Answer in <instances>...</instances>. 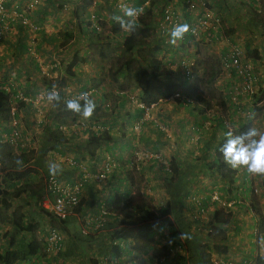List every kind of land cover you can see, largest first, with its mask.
<instances>
[{
    "label": "trees",
    "instance_id": "obj_1",
    "mask_svg": "<svg viewBox=\"0 0 264 264\" xmlns=\"http://www.w3.org/2000/svg\"><path fill=\"white\" fill-rule=\"evenodd\" d=\"M63 2L65 1L47 0L45 3L47 6L50 4L51 8L53 7L55 8V6L57 5L59 9H62ZM155 2H156L155 0H148V3L143 7V14L140 15L136 20V30L131 35H129L127 32H124L123 34L120 33L121 35L119 36L122 37L121 42H116L115 49H112L114 58L110 63L109 67L107 68V74L110 81L114 83L113 86L115 88L113 89L109 88L107 90L106 87L102 85L99 89L101 90L102 93L90 88L91 92L89 93V96L90 97L94 96L95 97L94 100L96 102V108L91 117L94 120L98 119L99 117L113 115L115 109L122 107L126 100L127 102L131 100L133 109L135 110L138 109V112L136 113L135 116L128 114L130 120L138 119V117L142 114V109L136 107L137 103H141L144 107L145 106L147 107L151 103L156 102L158 99L167 98L171 96L176 90L179 89L181 90V92H183L186 95L191 94V92L197 89L196 86L199 85L200 81H202L206 85H210L219 75L220 69H219V60L217 57L215 59V63L218 65V68L214 70L212 69L211 66L209 65L207 66L205 63L202 62V64L204 65V70L206 71H204L202 76L194 77L193 81L188 82L187 85H185L186 83L185 81L174 82L169 79L172 71L168 67L164 66L163 62L158 57L162 46L166 43L164 42L166 38L159 37L156 34L155 28L153 26V19H154L153 9L161 4L164 5L166 0L164 1L161 0L159 4ZM254 2L255 3H252L251 6L249 5V9H248L249 12L247 14L248 16L247 24L249 23L250 20H252V22L254 23L252 25H254L259 30L261 29V31H259L258 33L262 35L261 39L264 42V0H258L257 3L254 0ZM89 5H90V0H80V1L71 0V2L67 4V6L69 7L71 6L73 20L70 19L69 20L70 22H68L66 24V28H64L65 30L62 31L63 42L60 43L58 42V39L56 37L43 33V31H40L41 29H37L35 31L36 33L35 35L39 33L42 35V36L37 35V38L40 37L39 44H41L42 42H47L51 45V47H54L55 43H57V45H64L65 43L72 40L75 36H78L81 37L83 40H85L86 43L88 44H95L97 47L100 46L99 44H101L102 42V37L100 36L99 31L94 29V27L92 26V20L87 15L88 14L87 9ZM207 6L210 7L208 3ZM93 11L94 13L96 12L98 16H99L98 13L99 11H107V13H110V15L113 16V15H118L120 10L119 8L114 7L113 5L106 3L104 5H98V7L96 9H93ZM39 15L40 13H38L37 17H39ZM187 19L185 20L186 23H187ZM98 21H103V20H98ZM220 21L225 22V26L229 28V33L232 34L235 30H237L228 27L227 26L228 23L226 22L225 19H220ZM11 22H14V20H12ZM73 26L75 28L71 29V27ZM17 27H18L17 30L21 31L22 26L17 24ZM219 28L221 31L220 25ZM25 37H26L25 33L19 35L18 43H17L19 51L17 50L16 52H21V50L24 48L23 43L25 42ZM112 38L115 37L113 36ZM224 52L225 50L220 51L218 53L221 54ZM258 53L260 54L259 51ZM99 54H102L101 50L99 51ZM262 54L264 55V49L261 51L260 55L262 56ZM249 55L256 56L257 54H255V52H250ZM80 62H86V57L85 56L79 57L74 55L68 67L76 65ZM125 83L129 84L128 86L131 88V90L137 89L138 93L135 95L133 94L134 95V96L132 95L133 97L132 96L130 97L131 95L130 93H128L130 95H127V93L122 90L123 89L122 87ZM111 90L113 91L115 90L116 93L114 94L115 96L113 95L114 98L110 103L107 102L106 100H108L107 99L108 94L113 93ZM131 90L129 92H131ZM60 91H61L60 104L54 107L52 113L48 118L49 123L45 125L43 124L44 135H45L44 138L45 140L48 139L49 142H51L52 147L56 145V143L54 142H56L57 140L61 141L60 139L64 138L63 135L60 134L57 130L54 131L53 128H55L57 125H61V124L66 125L67 126V131L65 132L66 136L76 138V137H80L79 133L72 132L71 128L68 126L72 125L77 120H81L84 123H87L91 120V118L84 120L80 116L67 111L65 109L64 101L66 99H70L69 98L70 96H67L65 94L64 89H61ZM63 93L64 95H66L65 96L66 98L62 96ZM117 94L121 95L124 98L121 100L118 99L119 96H117ZM9 96L10 94H8L5 90L0 89V119L3 121H7L9 119V113H10ZM262 97H264V69L262 70L261 81L259 80L258 82V90L254 97L255 105ZM256 98L257 101H255ZM194 100L197 102V104L203 106L201 108L207 109L209 106V100L204 98L200 94L194 95ZM175 101L176 103L180 104V100L175 99ZM218 101L221 106L225 107L226 110L228 109V113H231L230 111L232 110L233 107L227 102L225 94L220 95ZM102 107H104L105 109L103 110ZM232 111L234 112V109ZM228 113H227V118L230 119L228 117L229 115ZM215 118L218 120L217 123L218 126H221L222 129L224 130V127L220 121V117L215 116ZM49 124L51 125L50 127ZM89 125H91V123ZM122 129L124 130V128ZM130 130L131 132H134L133 126H131ZM69 131L71 132L68 135ZM67 141L69 143H72L71 142L72 140L70 141L67 139ZM49 142H47L46 140L45 144L47 145ZM113 142H114V136L110 134L108 130H103V131L98 130L91 132L88 131L85 141H82V144L80 142V144L83 145L82 149L78 147V149H76L75 151H77L78 154H80L79 150H82L81 153H83L84 151L87 155L94 156V154H96L97 152L99 153L105 152L106 151L105 149L109 150L112 146L114 148ZM103 148L104 150H102ZM218 148L219 146H217L214 149L213 160L203 162L202 170L207 172L209 175H215L219 177L221 180L225 181L227 184V186L225 185L227 190L226 194H228L230 190L235 189L234 171L228 168L223 163ZM48 149L49 147L43 146L40 152L37 154V156L33 157L29 155L30 153L28 151H30V149L28 148H26V150L23 149L18 153H16L11 151L10 147L7 145L1 146L0 210L1 209L8 210V208L12 206L11 203L13 202L12 201L13 199H20L25 206L27 205L28 207L31 208V212H28V215L32 216L33 212L35 214L33 215V220L27 222L26 220H24L25 214L23 213L22 215V213H20L19 211V208H14L12 206L13 211L9 214V216L7 215V220H8L7 222L10 225L9 232L5 233L6 236L3 232H1V235L5 236V239L3 244H1L0 246V264H22L23 262H26L32 258L37 257L40 246L37 242H35V238L33 237V231L37 227L36 225L37 221L39 222L40 220L36 221L35 216L38 215L39 217H41L43 221V225L41 226V234L44 233L45 235H46L45 226L49 225L50 220L54 219L53 216H51L48 211L42 209L38 205V200L40 198L42 192V186H43L42 178H41V182L34 181L35 179L31 176V172L33 171V169L27 166V164L33 157L35 158L34 159L35 166L33 168L37 166L41 168L40 170L42 171L43 175L49 172V164L47 163L45 159L46 157L44 155ZM75 151L74 154H76ZM75 156L76 155H74V157L72 158L76 159L75 162L76 165L78 166L77 164L78 158H76ZM18 160L22 161V164H17ZM100 164H104V162L101 161ZM72 167L73 166L68 165V168L74 170L75 168ZM115 169L117 170V167H115ZM162 169L165 170V174H166L165 178L167 180H172V178H174L172 177V175H169L168 167H164L162 165ZM77 172L78 171H76V173ZM116 174L117 173L114 171L113 176H115ZM56 175L60 176L61 174H59L58 172ZM118 182L120 184H117L116 187H119V185L123 184L122 180H119ZM250 191L251 189L249 187L245 189L244 196L248 193V197H249ZM31 198L33 200H30ZM82 201L83 199H79L78 206L75 208L77 212L81 208ZM114 202L116 203V200ZM170 203L171 202L168 201L160 209H153L152 205H150L148 201H145L144 199L134 201L133 197L129 193L125 194V198L123 199V201L120 204L116 203L114 205L113 212L114 215L117 217L116 220L111 216L114 221L115 227H113L108 232V236L111 242L113 240H115L116 242L115 243L112 242L109 247V256H108V260L110 261L109 264H120V261L122 260L120 257L122 256V254L125 253L128 255V253L132 250L131 247L133 245L140 244L142 246H145L146 248H144L143 251H147V249L149 248L150 236L154 234L155 227L162 225V221H161L162 217H165L168 212L169 213L172 212L173 214H175V212L180 211L178 210L177 207H175V205H170ZM242 203L243 200H241V202H237L236 205L240 206V204ZM202 210L204 212V209ZM38 212L39 214L41 213V215L37 214ZM174 216L178 218H182L181 214H178V216L177 215ZM199 216L200 213L198 212V210H196V212L192 214V217L197 218L196 222L198 220H202V219H198ZM108 217L110 218L109 215L106 216L105 218L106 223L104 225L106 226L107 223L109 224ZM230 217L231 214L229 212V209H224V206H220L214 210V212L210 215L206 223L205 222L201 223V225H203L202 228H207V229L204 234L205 235L204 238H200L201 237L200 233L197 232L198 233L197 240L199 242L197 241L198 244L195 246V250L198 255L200 264H214L211 261L212 254L223 255L227 252V245L226 243H223V241L226 239L225 229L228 228ZM257 217H258L257 230L262 235H264V215L262 213L257 212ZM58 222L62 223L61 221ZM197 225H199V223L195 225L196 226L195 228H198ZM190 226H193L192 223L186 225L184 222H179L177 225L178 227L177 229L181 234V230L183 228L185 227L190 228ZM170 232H171L170 234L171 236L169 241L172 240L175 241V239L177 238L176 237L177 231L171 229ZM29 236L31 237L28 238ZM187 240L177 245L181 251L176 250L175 253L177 254L175 255H169L168 249L165 248L167 247V244L166 245L163 244L159 249L158 256H160L161 258L157 259V264H184V259H185L183 253L185 249L184 247L185 245L187 246L190 245L189 241H191V240L189 241ZM255 261L257 264H264V257H261L256 254ZM127 264H135L133 258L128 259Z\"/></svg>",
    "mask_w": 264,
    "mask_h": 264
},
{
    "label": "crops",
    "instance_id": "obj_2",
    "mask_svg": "<svg viewBox=\"0 0 264 264\" xmlns=\"http://www.w3.org/2000/svg\"><path fill=\"white\" fill-rule=\"evenodd\" d=\"M36 1V2H35ZM47 1V0H46ZM45 0H0L1 4V20L0 22L2 23L5 20V23L1 24V29L3 27L2 32H4V35L0 39V89L5 90L8 94H10V101H12L14 98L19 96H25L27 98H32L37 92L45 88L46 86H49L55 82V80L58 78H61V71L63 66L59 65V58L60 60L65 57V51L67 48L61 46L58 47L57 43H55V46L52 47L51 45L47 42H44L43 44H39L40 37L37 38V35L42 36L40 33L35 35L36 33L33 32L35 43L31 44L27 39H25L24 48L21 50V52H16L18 49V37L19 35L24 33L25 27L21 28L20 30H17V23L18 19L25 17L31 22H35L40 24V31H43V33L52 35L54 37H58V34H55V30L51 29V24L48 23L46 20L49 21V19H59L60 26L63 28H66V23L67 20L72 19V11H71V6H67L71 2V0H64L62 5V10L60 9L58 13H56V16H52V18H44L45 17V12L46 10H49L48 7L50 4L46 5ZM80 1V0H79ZM119 1L121 0H90V5L87 9L88 11V16H93L95 18H98L100 20H112V16L110 13H107V11H99V16L94 13L93 9H96L98 5H104V4H111L114 7L119 4ZM148 0H126V4L137 7V8H143ZM155 3H160L161 0H155ZM164 1V0H163ZM212 8H214L217 13L220 15V19H225L226 22L228 23L227 26L235 30L232 34L228 33V35L224 38L222 32L220 31V28L218 27L217 29V38L214 42H211L210 44H204L202 41H197L194 39H185L184 41H181L178 43L177 46H172L168 43L169 40V35L166 37L164 42H166L160 51L159 58L163 62L164 66L168 67L171 69L172 73L169 77L170 80L174 82H181L184 81V76L181 73L180 70L171 67V65L174 63L176 58L180 57V55H185L187 57H191L194 59L195 64L193 67V78L191 81H193L194 77L198 76L196 72L198 71V65L201 66L202 68V62L199 60V53H198V47L196 46L197 44H202L205 46H212L214 44V49L220 51L227 50L232 43L235 40H241L242 41V46H244L245 49V56L249 57L252 60H256L257 56L249 55L250 52H255L253 49L256 47L257 44V38L254 37L253 34L257 33L259 29H257L254 25L252 20L248 22V9L249 5L251 6L252 3H255L254 0H205ZM256 3L258 0H255ZM14 2V5L12 6L11 3ZM26 4V6H29V10L24 11V10H19L18 4ZM67 3V4H64ZM165 3H170V5H173L175 12L180 15L182 20H186L187 14H186V7L184 0H166ZM233 7H231L232 5ZM183 6V8H182ZM47 8V9H46ZM55 13L56 7L52 8ZM31 11H37V13H40L39 17L37 19H33L32 15H30ZM43 14V15H41ZM65 14V15H64ZM118 15H123L120 11ZM10 17V18H9ZM222 17V18H221ZM14 22H11L12 20ZM63 19H67L64 20ZM190 21V19H188ZM187 20V23H188ZM7 22V23H6ZM43 22V23H42ZM225 23V22H224ZM5 24H8L5 29ZM50 24V25H48ZM223 24V22H222ZM16 26V27H15ZM49 26V27H48ZM222 28V27H221ZM65 30V29H64ZM63 31V30H62ZM38 32V31H37ZM58 32V30H57ZM117 34V32L115 33ZM222 34V36H221ZM231 34V35H230ZM26 37L28 36V33L26 32ZM78 37V36H77ZM115 37V35H114ZM30 38V37H29ZM28 38V39H29ZM33 38V37H32ZM79 40V38H78ZM43 41V40H42ZM70 40L69 42H71ZM38 42V43H37ZM59 42V41H58ZM196 42V43H195ZM12 43V44H11ZM70 43L66 44V47H68ZM181 45H184L186 48H181ZM187 45V46H186ZM39 46V47H38ZM206 47V48H207ZM213 47V46H212ZM72 49V48H71ZM248 54V55H247ZM256 54V52H255ZM54 63L55 66L52 68L47 69V71L43 74L40 72V66L43 68V65L46 63ZM58 64V67H57ZM173 66V65H172ZM73 67V66H72ZM259 68H262L261 66H258ZM200 68V69H201ZM204 68V65H203ZM190 81V82H191ZM216 84L221 85L224 87L226 83L230 81V77L226 76L225 74L218 75L215 79ZM220 86V87H221ZM108 90V89H107ZM113 94L116 93V91L111 90ZM119 92V91H118ZM195 92H198V89L195 90ZM76 93V91H74ZM138 90L134 89L132 92V95L137 94ZM133 95V96H134ZM118 99H123L121 95L117 94ZM132 96V97H133ZM264 100L261 98L256 105L261 104V101ZM15 101V100H14ZM127 100L124 102L123 107L115 109L113 112V115L105 116V117H99L98 119L94 120L91 118L89 122L86 124V128L79 129L75 133H79L80 137H76L81 139L82 141H85V138L87 136L88 131H103V130H108L110 134L114 136V148L113 146L105 152H97L94 154V156H89L87 155L84 151L81 153L82 150H79L80 156L84 157V160L81 162L78 158V162L80 161L81 164H78L77 167H72L75 168L70 169L68 168V165L64 158H71L74 156V154L69 153L67 151H64L65 147L63 146V140L59 141L57 140L56 145L54 147L51 146V142H49L48 139L47 142H49L47 145H40V146H35V141L34 139H39L44 133L43 129V124L49 123V116L52 113L54 106L51 104L47 103L46 101L42 102V109H43V115L45 117L42 120V126L40 124L36 125L34 122L35 116H34V109L32 108V103L26 102V101H18V106L16 105V111H15V118L17 120V124L19 129L21 130L22 133L28 136V139H31V149L34 151V156H37V154L40 152L41 148L43 146L49 147L47 152L44 154L45 159L48 164L50 163H56L60 166L61 171L59 174V178L63 181H75L81 177L82 171H85L87 174L93 175L94 173L98 172L101 167H99V164L101 161L104 163L106 161H111L112 163L116 164L117 166V174L116 180H122V185H119V187H116V184L114 182H109L108 186H105L103 188H99V186L96 184H93L94 187L97 189H93L90 192H86V186L91 185L87 184L88 182L90 183L92 180H87L84 182V185L79 193V199H83L81 203V208L77 212V215L81 216L85 220H89V218H96L97 215L99 214V208L105 207L109 212L111 213L114 210V205L116 203L120 204L122 202V199L125 198V194H131L132 191H129V185H128V180L125 178L126 176V170L130 169L131 167H135V169L139 170L138 173L146 176L144 174V171L146 169L152 171L150 174L154 175L153 170L156 167V164H159V159H155V155H152L150 151L151 146L155 140L158 139V137L163 138L162 135H165L163 131L160 130H165L167 136H171L172 138V147L175 146V137L179 136H185V134H188L190 132L191 122L193 124L198 123L199 127L204 128L200 130L201 135H204L205 139V148L206 150L200 151L198 155H200V158L205 161H211L213 160V154H214V149L217 147L216 146V141L218 136L221 134H224L223 129L221 126H219V130L223 133H221L219 130L216 129V132H214L215 128L218 127V120L215 118V116H218L214 113H211L210 109H196L195 104L194 105H186V106H180L181 104L176 103L173 99L170 97L167 98H162L158 99L156 102L151 103L149 106H145L143 109L138 107L137 108L142 109V114L138 117V119L135 120H130L129 115L135 116L136 113L138 112V109H133V107L128 106L124 107L127 104ZM131 105V100L130 103ZM198 105V104H197ZM103 106V105H102ZM260 106V105H259ZM245 108V106H242V108ZM104 110L105 108L102 107ZM107 109V108H106ZM122 109V110H121ZM233 110V109H232ZM230 111L231 113H228V117L231 119V122L235 125V115L232 113L233 111ZM122 111V113H121ZM32 116V119L29 117ZM254 117V115H253ZM29 118V119H28ZM260 118L262 119L261 125L264 126V117L261 115ZM48 121V122H47ZM28 123V125H27ZM91 123V125H89ZM130 123V125H129ZM139 124V129L138 131H134L135 133L131 132L130 128L131 126L135 124ZM2 124V121L0 119V126ZM24 124V125H23ZM132 124V125H131ZM217 124V126H216ZM25 126H28L30 128H27ZM51 125L49 124V127ZM212 126V127H210ZM176 127L178 132H181V135L176 134ZM210 127V128H209ZM124 128V130L122 129ZM160 128V129H157ZM165 128V129H164ZM182 128V129H181ZM157 129L159 132V135L154 136V132ZM57 131L63 135L64 138H66V131H60L57 129ZM177 132V133H178ZM212 133H215L216 141H209V138L212 136ZM78 135V136H79ZM156 137V138H155ZM84 138V139H83ZM224 138V135H223ZM202 139V137L200 138ZM211 140V139H210ZM192 144V143H191ZM190 145H184L185 149ZM194 144V149H198V147L202 148L200 145H196V142H193ZM25 148H22L20 144H16L15 147L11 146L10 150L13 152L18 153L19 151L23 150ZM104 150V148L102 149ZM63 151V152H62ZM207 153L206 155L204 153ZM172 156H174V159L176 158V149H173L171 151ZM144 155L147 157L143 158ZM64 156V157H63ZM104 157V158H103ZM34 159L31 158L29 163L27 165H31L34 167ZM105 159V160H103ZM76 160V159H75ZM187 159H178V163L182 165L180 168L182 169L181 172L177 173L178 175V183L174 182L171 183L170 180H168V183L166 184V193L164 191L161 193H157L158 195H164L167 200H169L171 203L170 205H175V207L180 210L179 212H175L173 215L181 214L182 211H188L191 215L195 213V210H198L199 208H203L200 206L199 202L194 203L193 200L196 198H199L203 196L204 198L206 197L204 194L200 195V193L197 194V197L195 198L194 194H196L194 191H187L190 186H192V179L197 180L198 177H196V173L194 171L198 170H190L191 166L188 165V162L190 161H185ZM202 162V161H200ZM145 163V164H144ZM102 165V164H101ZM185 165H188L185 167ZM196 166V165H195ZM197 168V167H196ZM78 169V170H77ZM163 170V169H162ZM233 170V169H232ZM76 171H78L76 173ZM164 171V170H163ZM169 171V170H168ZM113 169L110 173V176L108 179L111 177L112 180L115 179V176L112 175ZM155 173L157 175V170H155ZM63 174V175H62ZM76 175V178H75ZM78 176V177H77ZM155 176V175H154ZM213 175H209L211 178H217V176L212 177ZM235 176V189L233 190L232 194L228 193L225 196V199L222 201L221 199L217 201H210V206H214V209H217V206H228V207H234L235 203L238 202V200L234 199L236 196L240 197L243 200V203L240 204V207L244 206L247 203V197L248 193L244 196V190L249 187V184L246 183V178L245 177H240L238 178V175L234 172ZM219 178V177H218ZM220 179V178H219ZM240 180V183L238 184ZM102 182L105 181V179L101 180ZM96 182V181H95ZM221 182V181H220ZM219 184V183H218ZM215 185V184H214ZM215 194V193H211ZM233 197V199H232ZM22 198V197H21ZM117 198V202L115 203L114 201ZM224 198V197H222ZM227 199V200H226ZM30 200H33L32 198ZM203 199L200 200L202 202ZM261 206L264 207V200L259 198ZM220 202V203H219ZM197 205V207H196ZM27 206V205H26ZM196 207V208H195ZM114 213V212H113ZM110 218L108 219L109 223H114L113 218L116 220L115 215H109ZM112 216V217H111ZM118 216V215H117ZM253 218V217H251ZM255 219H252L248 221L250 225L252 223H256L254 221ZM187 225V220L185 221ZM231 222V220H230ZM243 222L241 223L242 227L248 226L247 219H244ZM234 223V222H233ZM40 227L43 225V221L40 222ZM47 224V223H46ZM96 222H91L89 221L88 227L92 229H101L102 226L96 227L95 226ZM177 222L174 221V226H177ZM238 224V223H237ZM0 225L3 226L2 223ZM39 226H37L38 228ZM36 228V229H37ZM178 228V227H177ZM233 228L237 229V227L233 226ZM41 233V228L38 231ZM32 236V235H31ZM29 236L28 238H30ZM170 236L168 235L167 240ZM255 236V233H254ZM34 237V236H33ZM256 237V236H255ZM262 237L264 235H259L256 243H252V238L251 239H246V243L250 245H257V243H264L262 241ZM189 237L186 236L183 239L181 238V243L185 242ZM5 239V236L0 235V246L3 244ZM170 242V243H176L181 244L180 242L176 241ZM188 239L187 241H189ZM190 245H185V252L184 257L185 259L187 258V253L188 255L191 253H196V250L194 248L195 243L194 240L189 241ZM245 242V240H244ZM242 244V241L236 240L234 244ZM176 250L181 251L178 246H176ZM238 248H244L238 247ZM98 254L100 252L96 251ZM48 254V253H47ZM177 253H171L170 255H175ZM255 254H257L255 252ZM261 253H259L260 255ZM39 257L32 258L26 262H23L22 264H40V262H37V259ZM122 259V256L120 257ZM242 258V257H241ZM36 261H35V260ZM194 262L199 264V258L198 255H194ZM241 261H245V258H242Z\"/></svg>",
    "mask_w": 264,
    "mask_h": 264
},
{
    "label": "rangeland",
    "instance_id": "obj_3",
    "mask_svg": "<svg viewBox=\"0 0 264 264\" xmlns=\"http://www.w3.org/2000/svg\"><path fill=\"white\" fill-rule=\"evenodd\" d=\"M36 2V1H35ZM232 5V3H230ZM11 5H14V2L11 3ZM101 5V4H100ZM234 5H232L231 7H233ZM29 6H26V4H18V9L19 10H24L27 11L29 10L28 8ZM48 7V6H47ZM55 13L54 10L51 8V6L48 7L49 10H46L45 17L44 18H52V16H56V13H58V11L60 10L57 5L55 6ZM47 9V8H46ZM62 10V9H61ZM30 15H32L33 19H37L38 13L37 11H31ZM65 15V14H64ZM64 22L67 19H63ZM29 21V20H28ZM48 23L51 24V29L55 30V34H58V37H56L58 39V41L61 43L63 42V32L62 30H64L63 27L60 26V22L59 19H49L46 20ZM33 23L32 25H36L37 27L40 28V24L35 23V22H31ZM70 22L69 20H67V23ZM5 23V20L1 23L0 25ZM7 23V22H6ZM43 23V22H42ZM66 23V24H67ZM19 24V23H17ZM48 24V25H50ZM8 24H5V29H7ZM98 27L99 29L97 31H99L100 36L102 37V42L101 44H99L100 46H96L95 44H88L86 43L85 40H83L81 37H77L75 36L71 42H67L64 45H58V47H65L67 48L65 51V57L63 56V58L59 60V65L63 66L61 73V78L60 79H56L55 82H53L54 84H57L59 87H62V89L65 90V93H67V96L70 97H74L79 95L80 93H90V88L94 89L95 91H99L101 92L100 87L102 85H104L106 87V89H113L115 88L113 86L114 83H112V81H110L108 74H107V68L109 67L110 63L112 62L114 55L112 52V49H115L116 47V42H121V38L119 35L123 34L125 31H123L120 27V25L115 21V20H107V21H98ZM220 26L221 28V32L224 36V38L228 35L229 33V28H227L225 26V23L220 21ZM49 27V26H48ZM75 28L74 26L71 27V29ZM24 29V33L26 34V32L28 33V36L25 37V39H27L31 44L35 43L34 39H36V37L34 38L33 33L30 32L28 29L23 28ZM3 30V28H2ZM58 30V32H57ZM261 31V29H260ZM117 32V34H115ZM121 33V34H120ZM4 35V32H2V34L0 35V39L2 38V36ZM74 35V34H73ZM115 35V38H112ZM30 37V38H29ZM33 37V38H32ZM54 37V36H53ZM29 38V39H28ZM79 38V40H78ZM42 42V41H41ZM44 42H42L41 44H43ZM68 47H66V44H68ZM12 44V43H11ZM187 46V45H186ZM196 46L198 47V53H199V60L203 63H205L207 66H211L212 69H216L218 68V65L215 63V59L217 58V54H218V50L214 49V44H212V46H205L202 44H196ZM51 47V46H50ZM207 47V48H206ZM72 48V49H71ZM181 48H186L184 45H181ZM52 49V47H51ZM102 51V54H99V51ZM74 55L79 56V57H86V62H80L76 65H73V67H68L69 63L71 62V60L73 59ZM200 65H198V71L196 72V74H198L199 76H202V74L204 73V68L202 65V68ZM128 83H125L123 85V91L127 93V95H130V97L132 96V91L131 88L128 86ZM221 85L216 84V81L214 80L210 85H206L205 83H203L202 81L199 82V85H197V89L198 92L196 93L195 90L193 92H191V94L186 95L187 97L191 98L193 100V105L195 104V108L199 109L201 107H203L202 105H197V102L194 100V95L200 94L202 95L204 98L209 100V106L207 109H212L211 113L215 114V110L216 111H221L223 114H225V107L221 106L218 98L220 97V95H224V87H220ZM225 86V85H224ZM102 89V88H101ZM131 90V92H129ZM74 91H76V93H74ZM102 93V92H101ZM130 93V94H128ZM114 94H108L107 102H112L114 96ZM128 97V98H130ZM90 98L94 99V96H91ZM263 98V97H262ZM255 101H257V98L255 99ZM16 101H12V104L16 106ZM129 102H127L126 106L124 107H128L131 106L133 107V105L129 104ZM260 105V106H259ZM182 106V105H180ZM247 109L249 108V111H251L252 115H250V117H248L246 120L242 119V118H238L235 116V125L231 122V120L229 119L232 128H233V132L235 134H240L241 132L247 131V129L249 127H255L261 131H264V126L261 125L262 119L260 118V116L262 115L264 117V100L261 101V104L255 105V102L253 101L252 105L250 106L249 102H247L245 105ZM110 107V106H109ZM123 107V106H122ZM121 108V107H120ZM206 109V110H207ZM242 109H245L244 107ZM122 110V109H121ZM122 113V111H121ZM254 115V117H253ZM32 119V116H29ZM43 117V114H42ZM45 117V115H44ZM43 117V118H44ZM29 119V118H28ZM48 122V121H47ZM24 125V124H23ZM28 125V123H27ZM198 125V126H197ZM191 126L192 128H190V132L188 134H185V136H179V137H175V146L172 147V138L171 136H167L165 130H160L163 131L165 133V135H162L163 138L158 137L157 140H155L151 146V154L155 155V159H159V164H156L155 169L153 170L154 175H151L150 173L152 171L146 169L144 171V175L139 174L137 169H135V167H131L130 169L126 170V179L128 180V185L130 190L132 191V193L130 194L133 197L134 201L140 200V199H144L145 201H148V203H150V205H152L153 209H160L161 207H163L166 202H168L169 200H167L165 198L164 195H158L157 193H161V191L164 193H166V184L168 183V180L165 178V170H162V165L164 167H168L169 168V175H172V180L171 183L177 182L178 179V175L177 173L181 172L182 169L180 168L182 165H180L178 163V159H187L186 161H190L188 162V165L191 166L190 170H196L194 171L196 174V177H198V179L195 181L192 179V186L189 187V189L187 191H194L196 194H194L195 198L197 197V194L200 193V195H205L206 197L204 198L203 196L196 198L193 200L194 203L199 202L200 206H202L204 209L203 215H201V217H199L198 219H202V220H198L196 222L197 218L192 217V215L190 213H188V211H182L181 213V217L182 218H178L175 217L173 215V213H167V215L165 217H162V225L157 226L154 228V234L150 236V242H149V248L147 249V251H143L144 248H146L145 246H142L140 244H136L133 245L131 247V251L127 254H122V260L120 261V264H127V260L133 258V261L135 264H157V259L161 258L160 256H158L159 254V249L161 248V246L163 244H167V247H165L166 249H168V254L170 255L171 253H175L176 251V243H170L173 242L169 241V238L167 240L168 235L171 234V229L177 231V240L178 242L181 243V234H184V237L188 236L190 240H194L193 243H195V246L198 244L197 243V232L200 233V238H204V234L206 232L207 228H202L203 225H201V223L205 222L208 220V218L210 217V215L214 212V206H210V201L211 200V193H215L217 195V198L221 199L222 201L226 196V182L217 178H211L209 177V174L207 172H205L204 170H202L203 168V162L205 160H202V158H200V155L203 153L201 152L200 155H198V153L201 151V149L206 150L205 148V139H204V135H201L200 130L204 129L199 127L198 123L193 124L191 122ZM217 126V124H216ZM27 128H30L28 126H25ZM212 127V126H210ZM209 127V128H210ZM160 129V128H157ZM157 129L154 132V136L157 134L159 135V132L157 131ZM165 129V128H164ZM182 129V128H181ZM216 129L219 130V126L217 128H215L214 132H216ZM56 130V128L54 129V131ZM220 131V130H219ZM222 131V130H221ZM220 131V132H221ZM177 127H176V134L181 135V132L179 131L178 133ZM224 132V131H223ZM221 132V133H223ZM135 133V132H133ZM43 135L39 138V139H34L33 141H35V146H40V145H46L45 144V138H44V133H42ZM224 134H220L218 136V138H216L215 133H212V136L209 138V141H216L215 138L217 139L216 141V146H219L220 144H222L224 142V138H223ZM47 137V135H46ZM66 136V138H62L60 140H63V146L65 147L64 151H67L69 153L74 154V151L76 149H78V147H80L82 149L83 145L82 144V140L81 139H77L74 137H68ZM202 137V139H200ZM156 138V137H155ZM68 140H72V143H69ZM211 139V140H210ZM81 142V144H80ZM193 142H196V145H200L202 146V148L198 147V149H194L192 150L194 147ZM192 143V144H191ZM188 146L186 149L184 148V145H190ZM73 147V148H72ZM173 149H176V158L174 159V156H172L171 151ZM200 149V151H198ZM30 154V156L35 157L34 155V151L33 149L30 151H28ZM76 154L74 155H79V160L82 162L84 160L83 156H80V154H78L77 151H75ZM205 155L207 154L206 152L204 153ZM32 157V158H33ZM74 157V156H73ZM76 157V156H75ZM76 157V158H77ZM147 157L146 155H144L143 158ZM78 162L77 164H81V162ZM185 161V160H184ZM185 161V162H186ZM202 161V162H200ZM207 162V161H205ZM145 164V163H144ZM188 165H185V167H187ZM196 165V166H195ZM29 167H31V169H33V171L31 172V176L35 179L34 181H40L41 182V178H42V183H43V177L44 175L42 174V171L40 170L41 168H39L38 166L33 168L31 165H27ZM115 166H117L116 164H114V168H113V172L112 175L114 173V171L117 173V170L115 169ZM99 167H101V164H99ZM183 167V166H182ZM197 167V168H196ZM155 170H157V175L155 173ZM237 175L238 178L239 176L241 177H245L246 178V183L249 184V188L251 189L250 191V195L247 198V203L240 207L237 206L235 203L234 207H226L224 206V209H229V212L231 214L230 220L229 221V225L228 228L225 229L226 231V239L223 241V243H226L227 245V252L223 255H216V254H212L211 255V259L214 261H217L218 259H220L223 263L221 264H257L255 261V252L257 253V255H259V253H261L259 256L264 257V243L261 242L257 243V245H250L248 243H246V239H251L252 238V243H256L259 235H262L260 232H258L257 230V221H258V217H257V212L262 213L264 215V207L261 206L260 200L259 198L264 200V177L261 176H250L246 173V171L244 169H239V170H233ZM176 173V174H175ZM168 174V173H167ZM212 177H215V175H213ZM221 181V182H220ZM109 182H114V184H120L117 180H116V176L115 179L112 180V178L110 177L109 179H105L104 182L100 181V182H95V181H91L90 183L88 182L87 184H91L86 186V192H90L93 189H97L96 187H94L93 184H97L99 186V188H103L105 186L109 185ZM219 183V184H218ZM240 183V180L238 182V184ZM215 184V185H214ZM122 185V184H121ZM226 185V186H225ZM233 190H230V194H232ZM202 200V202H200V200ZM233 199V197H232ZM234 199L238 200V202H241V198L238 196H236ZM13 201V202H12ZM11 202L12 206L14 208H19L20 213L25 214L24 215V220H26L27 222H29L30 220H33V215L35 214L34 212L32 213V216L28 215V212H31V208L28 206H25L24 203L20 200V199H13ZM123 201V199H122ZM116 202H117V198H116ZM220 203V202H219ZM9 207L8 210H4L1 209L0 210V222L3 224V233H8L9 229H10V225L7 222V215L9 216V214L13 211V208ZM34 207V206H33ZM197 207V205H196ZM195 207V208H196ZM218 207V206H217ZM200 209V208H199ZM198 209V210H199ZM196 212V210H195ZM253 217V218H251ZM244 219H247V222L255 219L254 221L256 223H252V225H250L248 223V226L246 227H242L241 223H245L243 222ZM187 222V225L192 223L193 226H190V228L185 227L181 230V234L179 232V230L177 229V226H174V221L179 223V222ZM35 221V220H34ZM37 221V220H36ZM32 222V221H31ZM40 222H42V219L40 220ZM234 222V223H233ZM197 227L195 228L196 224H198ZM238 223V224H237ZM86 224L85 219H83L81 216L77 215L76 219L73 218H67L65 221H63L62 223L58 222L55 218L50 220L49 225H52L53 227H55L56 229H58L63 237V248L61 251L56 252V253H51L49 251H46L45 249V234L44 233H39L38 231L40 230V224L37 221V226H39L37 229L35 228V230L33 231V236L35 238V242H37L39 244V250H38V255L37 257H39V259H37V262L40 264H103V262H108V256H109V247L110 244L112 243L109 239L108 236V232L115 227V224L113 223H107V226L104 225L101 227V229H92L89 228L87 229L84 225ZM178 225V224H176ZM206 225V224H204ZM2 226V225H1ZM233 226L237 227V229L233 228ZM43 231V230H42ZM255 233V236H254ZM6 236V234H5ZM238 240V241H242V244H234V242ZM245 240V242H244ZM199 242V241H198ZM243 247L244 248H238V247ZM164 248V249H165ZM100 252L99 254L96 252ZM185 252V249H184ZM48 253V254H47ZM194 255H197V253H191L188 255L187 253V258L184 259V264H197V262L195 263L194 261ZM245 258V261H241L242 258ZM107 259V260H106ZM35 260V259H34ZM36 261V260H35ZM94 262V263H93ZM200 264V262H199ZM220 264V263H219Z\"/></svg>",
    "mask_w": 264,
    "mask_h": 264
},
{
    "label": "built area",
    "instance_id": "obj_4",
    "mask_svg": "<svg viewBox=\"0 0 264 264\" xmlns=\"http://www.w3.org/2000/svg\"><path fill=\"white\" fill-rule=\"evenodd\" d=\"M75 1V0H73ZM126 0L119 1L117 4V8L121 3H125ZM146 4L148 3L145 2ZM185 7H186V14L188 19V25L190 26V31L186 34L185 39H194L197 41H202L204 44H210L212 41L216 40V32L220 25V16L217 11L212 8L211 6H207V2L205 0H184ZM159 7V8H158ZM154 11V19H153V26L155 28L156 34L161 38H166L170 29L177 25V24H185V20H182L180 15L175 12L173 5L170 3H164L155 7ZM0 14H1V4H0ZM10 18V17H9ZM92 20V26L94 29L98 30V18L90 16ZM1 20V16H0ZM12 20V19H11ZM19 25L25 27L30 32H34L39 29L36 25H32L27 18L22 17L18 19ZM3 28V27H2ZM260 31V30H259ZM258 31V32H259ZM253 34L255 38H257L256 47L253 49L256 52L257 59L254 61L249 57L245 56V49L242 46L241 40H235L232 45L225 50L224 53H218V60H219V75L225 74L226 76L230 77V81L225 84L224 86V94L226 97L227 102L233 107L234 115L238 118H242L246 120L250 115H252L249 108L242 109V106L249 102L250 106L254 101V97L258 90V82L261 81V73L264 69V55L261 54V51L264 49V42L262 41V35L259 33ZM2 34V29L0 26V35ZM260 35V36H258ZM183 40V41H184ZM259 42V44H258ZM260 52V54L258 53ZM177 60L171 65L181 71L184 76V81L186 82L185 85L188 84L193 78V67L195 61L191 57H187L185 55H180V57L176 58ZM59 64V63H58ZM57 64V67H58ZM55 66L54 63H46L43 65V68L40 66V72L45 73L47 69L52 68ZM261 66L262 68H259ZM55 86L56 91L61 94V87L57 86L56 84H51L46 86L39 92H37L32 98H27L24 95L17 97V101H26L32 103V108L34 109V122L36 125H42V102L46 101V93L53 90ZM67 95V93H65ZM64 93L62 96L66 98ZM70 99L72 97H69ZM171 99H178L182 105H190L193 101L182 94L181 90H176L171 96ZM16 99V98H14ZM264 99V97H263ZM48 103V102H47ZM140 108H144L141 103L136 104ZM16 111L15 105L10 106V119L7 122H3L0 126V149L2 145L13 146L18 143L22 146V148L31 149V139H28V136L21 132L18 127L17 120L14 117ZM212 111V109H210ZM225 114L222 112L216 111L215 114L220 117V121L226 130L232 128V125L227 118L228 109L225 110ZM86 123L81 120L75 121L72 125L68 126L71 128L72 132H77L79 129L86 128ZM60 131H67L66 125H57L56 126ZM139 124L133 125V130L138 131ZM76 130V131H75ZM68 132V135L70 132ZM32 150V149H31ZM64 157V156H63ZM67 165L76 167L75 159L71 158H64ZM1 167V165H0ZM114 168V163L111 161H106L104 164L101 165V169L94 173L93 175L87 174L85 171H82L81 177H79L75 181L67 182L63 181L59 178V176L55 175V177L51 176L49 172L44 175L43 179V186L40 198L38 200V205L49 212L53 218L57 221H65L67 218H77V212L75 208L78 206L79 202V193L84 185V182L87 180H92L96 182H100L103 179H107L110 176L111 170ZM1 174V171H0ZM212 201H217L216 194L211 195ZM200 216L203 215V210L200 208L198 210ZM98 215L96 218H89V220H85L86 224L84 225L87 229L89 221L96 222L95 226L100 227L106 223V216L114 215L111 211L109 212L105 207L99 208ZM39 214V212L37 213ZM41 215V213L39 214ZM36 220H41V217L38 215L35 216ZM46 235L44 238L45 241V249L51 253H56L62 250L63 248V237L61 232L52 227L50 225H46ZM3 230V226L0 225V235ZM113 243L116 241L113 240ZM107 260V259H106ZM214 264H221L223 263L220 259L214 261L211 259ZM108 262H103V264H109Z\"/></svg>",
    "mask_w": 264,
    "mask_h": 264
},
{
    "label": "clouds",
    "instance_id": "obj_5",
    "mask_svg": "<svg viewBox=\"0 0 264 264\" xmlns=\"http://www.w3.org/2000/svg\"><path fill=\"white\" fill-rule=\"evenodd\" d=\"M119 10L123 15H113L111 18L120 25L123 31L131 35L136 30V20L143 14V8L121 3L119 5ZM189 31L190 26L187 23L173 26L168 33V43L172 46H177L179 42L184 40ZM182 94L184 93L182 92ZM14 100L17 102L16 105L18 106V101L16 99L12 101ZM46 100L54 107L60 104L61 97L56 91L55 86L52 91L46 93ZM173 100L175 101V99ZM12 101H10V106L12 105ZM64 104L67 111L80 116L84 120L90 119L96 108L95 100L90 98L88 93H80L71 99H66ZM190 105H193V103ZM10 117L9 113V119ZM1 121L2 123L7 122ZM55 128L57 130V127ZM223 131L224 142L220 144L218 148L223 163L233 170L244 169L250 176L264 177V131L255 127H249L247 131L241 132L240 134H235L231 128H229L227 132L225 129ZM17 164H22V161L18 160ZM60 171L61 168L58 164H49V173L51 176L55 177ZM181 238H184L183 233ZM261 239L264 241V237Z\"/></svg>",
    "mask_w": 264,
    "mask_h": 264
}]
</instances>
